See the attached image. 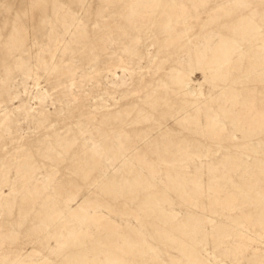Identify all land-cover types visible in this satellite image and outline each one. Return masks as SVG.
<instances>
[{
	"label": "rangeland",
	"instance_id": "obj_1",
	"mask_svg": "<svg viewBox=\"0 0 264 264\" xmlns=\"http://www.w3.org/2000/svg\"><path fill=\"white\" fill-rule=\"evenodd\" d=\"M0 264H264V0H0Z\"/></svg>",
	"mask_w": 264,
	"mask_h": 264
}]
</instances>
